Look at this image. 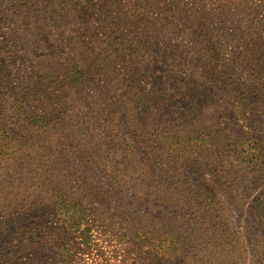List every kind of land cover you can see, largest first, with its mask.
Wrapping results in <instances>:
<instances>
[{"label": "rangeland", "instance_id": "374dc122", "mask_svg": "<svg viewBox=\"0 0 264 264\" xmlns=\"http://www.w3.org/2000/svg\"><path fill=\"white\" fill-rule=\"evenodd\" d=\"M257 203L264 0H0V264H264Z\"/></svg>", "mask_w": 264, "mask_h": 264}, {"label": "trees", "instance_id": "16d2710c", "mask_svg": "<svg viewBox=\"0 0 264 264\" xmlns=\"http://www.w3.org/2000/svg\"><path fill=\"white\" fill-rule=\"evenodd\" d=\"M190 12H192L191 9H189ZM214 41V38H208L206 37L204 39V44L207 45L208 44H211L213 43ZM216 51H209L207 52V55L210 56H215L216 54ZM108 63L110 64H116L115 61H107ZM218 73L222 74V75H225L227 76L229 74V72H231L229 69H226L223 70L222 72L220 71H217ZM55 78L56 76L55 75H51V76H46V75H43V76H39L36 83H29L27 86H26V94H25V97L24 98H16L14 99V103L16 104L17 108H15L16 112H23L25 111L26 109V104H27V101L30 100V99H35L37 97H39L40 95L45 97L48 95L46 94L47 92V88L49 85H53L55 84ZM39 90V91H38ZM44 91V93H43ZM36 92H38L36 94ZM150 97V94L147 93L146 94H142L141 96L139 97H135L137 102L138 103H142L146 98ZM154 99H151L150 102H153ZM240 112H241V115L244 114V111L242 109H240ZM39 119V118H38ZM69 208H70V205L68 203V198L66 197V194L64 195V198L61 199L60 201H57L54 203V209L52 212H49V214L52 216H54V219L56 218L57 215H60V216H64L66 214H69ZM254 212H255V218H257V221H258V226L260 227V229H262V225H263V220H264V205H261L259 203H257V206L255 207L254 209ZM202 215H203V219L206 220L208 218V216L206 215V213L204 211H202ZM73 221V223H67V221L63 218V224L64 225L63 227H60V232L62 233V231L64 233L67 232L68 234V231H70L71 229H76L78 230L79 228V223L78 221H74V220H71ZM207 223V222H205ZM70 225H73L70 227ZM168 226V225H167ZM169 226H172V223L169 224ZM148 228L147 226H139L137 229L134 230L133 232V235H137V234H144V235H147L148 234ZM175 228H172V227H169L164 229L163 233H158L160 234V236L164 235L165 237V234H168L171 236L172 238V242L170 244V246L172 245L174 247V252L177 253L176 255V260H178V258L180 257V255H178V252L180 253V246L182 245V242L183 244H186V240H190V243L191 241L195 240L196 239V236H194L193 234H189V236L191 237L190 239L188 237H180V236H177L175 234H171L172 232H174ZM153 232H156L157 230H152ZM29 234V233H27ZM212 236L211 237H208L209 240H214V241H218V239L216 238L217 237V233L215 232H212ZM181 239H182V242H181ZM222 240H224V237L221 238ZM161 244H166L164 242H162ZM172 247V248H173ZM257 260H259V263H261L262 261V258H261V255L259 253H257ZM173 260V256L170 255L169 259L167 260L168 263L170 264ZM261 260V261H260ZM223 262H221L220 264H222Z\"/></svg>", "mask_w": 264, "mask_h": 264}]
</instances>
